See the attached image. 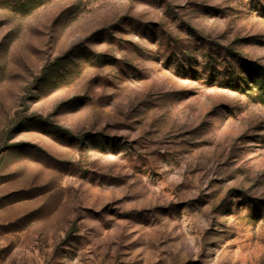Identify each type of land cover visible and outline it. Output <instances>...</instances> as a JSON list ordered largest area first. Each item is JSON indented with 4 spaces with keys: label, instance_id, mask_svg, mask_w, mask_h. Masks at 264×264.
Wrapping results in <instances>:
<instances>
[{
    "label": "rangeland",
    "instance_id": "374dc122",
    "mask_svg": "<svg viewBox=\"0 0 264 264\" xmlns=\"http://www.w3.org/2000/svg\"><path fill=\"white\" fill-rule=\"evenodd\" d=\"M264 0H0V264H264Z\"/></svg>",
    "mask_w": 264,
    "mask_h": 264
},
{
    "label": "trees",
    "instance_id": "16d2710c",
    "mask_svg": "<svg viewBox=\"0 0 264 264\" xmlns=\"http://www.w3.org/2000/svg\"><path fill=\"white\" fill-rule=\"evenodd\" d=\"M243 67L247 68L249 70H253L257 77H261L259 89L264 92V68L254 64V63L244 64Z\"/></svg>",
    "mask_w": 264,
    "mask_h": 264
}]
</instances>
